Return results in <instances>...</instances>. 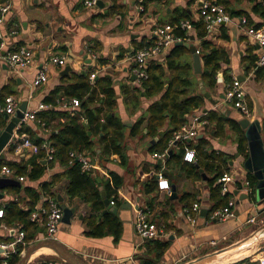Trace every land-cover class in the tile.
<instances>
[{
    "label": "crops",
    "instance_id": "1",
    "mask_svg": "<svg viewBox=\"0 0 264 264\" xmlns=\"http://www.w3.org/2000/svg\"><path fill=\"white\" fill-rule=\"evenodd\" d=\"M204 2L217 5L227 2L231 11L242 12L244 15L230 16L229 23L206 34L205 40L216 48L223 49L228 58V64H221L213 88L201 79L204 71L201 39L197 37L195 29L188 33L186 41L181 42L183 45L176 46L178 42L173 43L148 63L147 70L152 64L158 65L167 77L168 55L173 48L183 47L185 51L179 63H187L190 66L188 78L191 82V92L204 98L203 107L187 113L181 126L190 127L195 118H198L199 122H205V125L196 129L197 135L193 138L174 141L171 144L169 141L166 150L171 151L172 154L161 166L156 167L157 158L154 155H160L156 147L157 142L159 137L170 129L168 121L159 130L161 134L159 135L158 132L155 137L146 135V122L142 123L137 135L131 136L130 130L141 118L148 117L149 106L159 101L164 91L150 98L141 94L135 99L133 95L124 96L121 88L123 86L129 89L140 88L136 80H131L134 52L142 48L140 47L142 45L155 43L156 28L163 24H171L180 11L187 12L192 22L199 21L201 16L198 4H194L193 0H106L104 3L107 5L104 8L96 6L87 10L83 8V0H0V8L4 4L9 6L0 23V55L6 56L20 48L28 49L33 55V62L26 69H11L3 61L0 62V104H3L5 97L12 96L17 101L18 107L26 102L27 111L41 104L47 105L44 103L45 99L59 85L68 84L65 78L73 72L91 71L90 76H93L91 84L103 77L110 79L117 95L116 113L125 127L123 160L121 161L118 155H112L108 159L103 158L99 149L95 157L86 153L91 161V168L87 172L91 179L97 182L105 181L111 172L122 178L113 205L118 209L116 216L121 223L119 239L115 240L113 235L108 233L99 238L87 236L83 219L91 214L90 205L80 198H68L66 187L69 182L66 178H61L50 189V195L60 205L64 204L67 208L75 210L70 224L61 222L59 225L56 242L87 264H179L186 259L207 254L229 239H243L264 224V217L259 216L257 217L259 221L256 220L255 215H258L259 211L254 209L245 198L250 187L249 180L254 178L253 174L243 167L244 161L249 156L247 141V158H245L239 153L235 135L229 127H225L222 134H215V125L208 122L207 116L211 111L217 110L202 94L204 88L205 93L209 94L212 100L218 101L222 108L227 109L229 118L234 122L243 118L249 122H258L261 127V139L264 140V66L257 65L259 48L246 34L248 27L264 28V17L253 11L255 4H262L263 0L252 2L204 0ZM241 17L246 19V24L242 25L239 22ZM191 47L199 50V54L195 53L199 57V73L194 69L195 54L191 52ZM52 56L64 58L65 65L63 67L48 65L47 61ZM68 65L71 71L68 75L62 76L61 72ZM43 67H46L48 80L39 87H33L32 82ZM224 72H228L229 80H225ZM235 78L243 86L245 100L250 110L248 117L224 103V98L221 99V96L225 97L227 89ZM73 99L75 98L69 99L62 94L58 95L55 110L68 111L74 115L79 106L74 111L67 108ZM47 106L48 108L43 111L52 108L51 105ZM16 110L12 114L0 111L1 130L15 116ZM5 115L8 116V120H5ZM48 121V126L38 118L21 124L19 121L13 129L11 139L0 151V156H3L0 157V167L6 165L10 169L8 163L23 165L36 155L21 148L22 137H27L33 143L34 140H40L39 145L50 146V136L56 132L58 123H62L63 120L55 118ZM185 149L194 152V163L183 162ZM39 153H43L40 165L44 168V175L41 180L31 182L23 176L25 180L19 182L20 176L12 169H10L11 176L0 178L18 184L0 189V195L3 196L0 199V209L10 202H17L18 208L26 211L30 204L29 198L24 193L20 196L14 195L10 189L18 187L22 190L28 186L40 191L43 182L48 183L55 175L64 173L65 167L59 161L55 159L47 161L45 152ZM217 156H221L220 160L225 159V164L216 162L214 157ZM208 164L219 165L233 178L229 194L220 195L227 201L234 200L233 216L222 221L211 218L214 211L225 206L213 209L219 197L214 193V188L217 186V181H213L216 172L207 168ZM157 173H161L168 181V191L157 190ZM245 184L247 187L244 186ZM50 195L44 196L40 193V199L31 212V215L36 214V219L32 220L30 216V221L37 227V233L32 242L28 244L24 242V250L45 238L47 201L51 198ZM195 203L199 204L200 211L208 210V214L206 221L199 218L198 214L196 223L190 224L186 219L185 210ZM140 210L148 212L149 220L163 228L164 237L144 240L137 236L133 221ZM252 218H255L253 226L246 228L248 225L246 222ZM21 227L19 223L7 225L0 221V244L8 245L19 239L21 233L25 235ZM153 241L169 243L166 251L159 257L156 254L158 252L154 250ZM211 242H215V245H211ZM262 246L264 247V243ZM51 251L50 249L38 251L34 256L45 252L49 254L36 256L37 258L32 262L30 259L28 264H66ZM11 253L12 249H0V264H7V258Z\"/></svg>",
    "mask_w": 264,
    "mask_h": 264
},
{
    "label": "trees",
    "instance_id": "2",
    "mask_svg": "<svg viewBox=\"0 0 264 264\" xmlns=\"http://www.w3.org/2000/svg\"><path fill=\"white\" fill-rule=\"evenodd\" d=\"M252 1L254 0H250V2ZM227 4V2H223L219 5L225 8L229 16L244 15L242 12L231 11ZM253 11L264 17V0L262 4L256 3ZM186 20L191 21L190 15L187 12L180 11L170 25L174 26ZM191 24L197 32V37L201 39L200 45L204 65L201 79L205 84L213 88L215 76L220 70L221 64H228L227 54L223 49L216 48L205 40L207 32L202 18L197 22L191 21ZM175 34L178 37H184L185 33L176 30ZM223 37L226 38V36ZM143 46H147V44L140 47ZM184 51L183 47H175L171 50L166 62L169 72L167 77H165L160 66L152 64L147 70V80L138 82L140 88L129 89L124 86L121 88L124 96L133 95L135 99L141 94L146 98H150L164 91L159 101L149 106L147 110L148 117L146 119L141 118L130 130V135L135 136L140 132L142 123L146 122V135L155 137L158 135L159 130L164 127L166 121H168L170 129L159 137L156 146L160 154L167 149L174 133L184 123V116L194 109L203 107L204 104V98L201 95H195L191 92V82L188 78L190 66L187 63H179ZM90 74L91 71L71 73L70 76L65 78L68 84L59 85L45 99L44 103L51 105L52 108L37 114V118L45 122L46 126H48L49 119L60 118L63 120L62 123H58L56 132L50 136L49 142L54 149L55 161H59L65 167L64 173L55 175L48 183L43 182L40 185V191L28 186L22 190L18 187H12L10 190L14 195L20 196L21 193H24L29 198L30 204L26 211L19 209L17 202H10L6 206L1 207L4 216L0 221L7 225L19 223L22 226L21 231L25 234L23 242L27 244L35 239L37 233V227L30 221V216L35 204L40 199V193L44 196L50 195V189L61 178H66L69 182L66 187V194L69 199L80 198L90 205L91 214L83 219L87 229V236L99 238L108 233L113 235L115 240L120 237L121 223L116 215L103 213L105 205L101 193L104 192L106 198L109 201H114L115 204L119 187L122 184V178L111 172L105 181L97 182L91 179L87 172L81 171L80 164L77 161H73L70 165L68 164L70 152H87L90 156L95 157L97 156V149L100 150V155L103 158L108 159L112 155H118L120 160H123L122 146L125 127L116 113L117 95L111 86L110 79L103 77L91 84L89 80ZM224 76L225 80H229L228 72H224ZM60 94L69 99L75 98L78 100L79 109L74 115H71L68 111L55 110L56 99H58ZM0 106H4V100ZM207 120L215 125L216 135L222 134L223 129L229 127L235 135L239 153L247 158L246 139L243 130L240 129L237 122L222 115L219 111H211L207 116ZM21 132L22 130H20ZM39 142L40 140H34L36 145H39ZM42 158L43 153H39L30 158L26 164L8 163L7 165L15 171L16 175L25 176L31 182L39 181L44 175V168L40 165ZM214 159L216 162L225 164V159L220 160L221 156L214 157ZM207 168H210L212 172H216V176L213 179L214 182L224 173H227L216 164H208ZM254 185L255 179L253 178L249 180V186L252 188ZM214 193L216 197H219V201L213 209L218 206H226L227 200L225 197H220L219 185L214 188ZM168 245V242L153 241V247L158 252L156 253L158 257L166 251ZM22 250L23 246L18 244L16 252L9 255L6 263L17 264L21 259ZM242 262H248V259L237 264Z\"/></svg>",
    "mask_w": 264,
    "mask_h": 264
},
{
    "label": "built area",
    "instance_id": "3",
    "mask_svg": "<svg viewBox=\"0 0 264 264\" xmlns=\"http://www.w3.org/2000/svg\"><path fill=\"white\" fill-rule=\"evenodd\" d=\"M106 1V0H83V7L91 9L97 6V2ZM202 3L199 8L200 16L205 23V29L207 33H211L215 28L220 27L223 24L229 23L231 21V17L226 13L225 8L222 5L217 4H208L205 3L204 0H193L194 4ZM9 6L2 5L0 8V23H2L4 15L8 12ZM143 11L142 8H140ZM239 22L244 25L246 24V19L241 17ZM193 29L192 24L189 21H181L176 25L163 24L156 28L154 34L156 36L155 43L144 46L133 54V68L132 75L135 76L136 81H145L148 78L147 68L148 63L151 60H154L163 52L166 48L172 45L175 42H183L188 39V33ZM179 30L184 32V37H178L175 34V31ZM246 34L250 38V40L256 44L259 48V54L257 59L258 66H264V28H254L248 27L246 29ZM196 54H199V50H196ZM3 61L4 64L11 69H26L33 62L32 53L26 48H20L19 50L8 53L6 56L0 55V62ZM48 65H54L63 67L65 65V59L59 58L56 56H52L47 61ZM1 65V64H0ZM48 80V75L46 72V67L41 69L32 82L33 87H39L42 84H45ZM89 80H93V76L89 77ZM224 103L231 105L234 109L241 112L244 116L248 117L250 110L248 104L245 100V92L241 82L238 79H234L227 89L224 97ZM67 106V105H66ZM79 106V102L76 99L71 100L68 104L67 108H70L71 111H74L75 108ZM18 108L17 101L12 96H7L4 99L3 108L0 106V111H4L6 114H12L15 109ZM47 105H39L37 108L29 111H25L23 114V118L20 120L21 123H26L28 121H34L37 119L36 115L38 112L47 109ZM205 125V122H199L198 118L193 120V124L189 126H181L173 135L172 141H186L190 138H193L197 135L196 129ZM23 142L21 144V148L25 150H29L35 154H38L41 151L45 152L46 160L52 161L54 160V150L50 148L47 144L36 145L31 142L27 137H22ZM168 151H164L160 155H154L155 158H166ZM69 164L73 161H77L80 164V168L82 172H88L91 168V161L86 152L69 153ZM183 162L192 164L195 161L194 152L188 149H185L183 157ZM12 170H10L6 165L0 167V178L5 176H11ZM24 177L20 176L18 178L19 182L24 181ZM233 178L230 174L224 173L217 179V185L220 188V195L226 196L230 192V184L232 183ZM156 185L157 190L159 191H168L169 183L164 178L161 173L156 174ZM247 185V184H246ZM48 210L46 212V232L45 238L42 240H49L56 242L57 232L59 225L61 224L62 218V210L60 204L50 198L47 201ZM110 206L114 205V202H109ZM234 206V200L228 199L226 206L223 209L216 210L212 213L211 218L215 220H225L228 217L233 216L232 208ZM200 212L199 204L195 203L190 208L185 210L186 219L190 224H195L197 216ZM149 214L146 211H138L137 215L133 221L134 231L141 239L144 240H156L165 236V232L163 228L157 226L154 222L149 220ZM3 218V210L0 209V219ZM32 220L36 219V214L31 215ZM254 219L252 218L246 222V224L254 223ZM24 235L21 233L19 235V239L15 242L10 243L8 245L0 244V249H12V253L16 252V247L18 244L24 246L23 242ZM211 245H215V242H211ZM24 249L21 251L23 253ZM20 254V255H21ZM248 262L250 264H264V247L260 246L257 248L255 252L248 256Z\"/></svg>",
    "mask_w": 264,
    "mask_h": 264
},
{
    "label": "water",
    "instance_id": "4",
    "mask_svg": "<svg viewBox=\"0 0 264 264\" xmlns=\"http://www.w3.org/2000/svg\"><path fill=\"white\" fill-rule=\"evenodd\" d=\"M106 5L107 4L103 1L97 2V7L101 9L104 8ZM201 5V2L198 3L199 7ZM175 45L181 46L183 45V43L178 42ZM184 46L188 47L187 44H184ZM190 50L192 53L195 54V48L191 47ZM194 69L196 70V73L200 72L199 57L196 54L194 55ZM70 71L71 68L68 65L63 69L61 75H68ZM131 80L135 81V76H133ZM202 94L217 111H219L222 115L229 117L227 109L222 108L218 104V101L212 100L209 94L205 93L204 88H202ZM223 98L224 96H221V99ZM26 109L27 103L24 102L17 108L15 116L9 120L8 124L2 130L0 129V151L4 148L5 145H7V143L11 139L13 129L17 124H19V121L23 118V114L25 113ZM4 118L5 120H8L7 115H5ZM237 122L240 128L244 131V136L247 141L249 154L248 158L243 163V167L248 172L252 173L254 178L256 179V184L252 188L249 187L247 192L248 194L245 196V198L248 199L250 205L254 209H257L259 211V214H262L264 213V140L261 139V127L258 122H249L245 118ZM160 134L161 132H159V135ZM171 154L172 152L168 151L167 157L165 159L157 158V166H161L164 161H167ZM0 157L2 158L3 156L1 155ZM14 184L16 186L18 185L16 182L10 180H0V189ZM244 186L247 187L246 184ZM2 197L3 196L0 195V199H2ZM102 198L103 203L105 205V210L103 213H112L114 215H117L118 209L116 207L110 206V201L105 197L104 193H102ZM61 201L62 200L60 199L59 202ZM60 207L62 210L61 222L67 225L70 224V220L75 210L67 208L64 204H61ZM207 214L208 210L201 209V211L199 212V218H202L203 221H206ZM263 241L264 224L241 240L233 242L225 247L215 249L210 253L204 254L183 264H237L247 259L248 255H244L236 260H232L229 262H225L224 260L229 256H233L241 251L248 249L252 245H257ZM41 248H48L52 250L53 254L60 258L66 264H87L59 243L49 240H39L34 244L28 246L21 254V259L17 264H28L32 256Z\"/></svg>",
    "mask_w": 264,
    "mask_h": 264
},
{
    "label": "rangeland",
    "instance_id": "5",
    "mask_svg": "<svg viewBox=\"0 0 264 264\" xmlns=\"http://www.w3.org/2000/svg\"><path fill=\"white\" fill-rule=\"evenodd\" d=\"M84 8V7H83ZM85 9H87L88 10V8H85ZM171 165V164H170ZM264 217V213H262V214H258V215H255V218H256V220H258L257 219V217ZM259 221V220H258ZM253 226V224H248L247 226H246V228H249V227H252ZM262 226V225H261ZM256 230V229H255ZM255 230H253V231H255ZM252 231V232H253ZM251 232V233H252ZM241 240V239H240ZM236 241H238V240H231V239H229L227 242H225V243H223V244H221V246L219 247V248H222V247H225V246H227V245H229V244H231V243H233V242H236ZM264 243V241L263 242H261V243H259V244H257V245H252L251 247H249L248 249H246V250H244V251H241V252H239V253H241L240 254V256H238V257H234L233 258V256H229V257H227L224 261L225 262H229V260L230 261H232V260H236V259H238V258H240V257H242V256H244V255H250V254H252L254 251H255V249H256V247L258 246V247H260V246H262V244ZM218 249V248H217ZM215 250V249H214ZM213 250H211V251H209L208 253H210V252H212ZM52 252V251H51ZM43 254H49V253H43ZM43 254H39V255H33L32 256V258H31V262H32V260H34L35 258H37V257H41V256H43ZM52 254H53V252H52ZM238 254V253H237ZM54 255V254H53ZM204 255V254H203ZM37 256V257H36ZM54 256H56V255H54ZM202 256V255H201ZM198 257H200V256H198ZM197 258V257H196ZM248 258V257H247ZM192 259H195V258H191V259H186V260H184L183 262H180L179 264H183V263H185V262H187V261H190V260H192Z\"/></svg>",
    "mask_w": 264,
    "mask_h": 264
},
{
    "label": "bare ground",
    "instance_id": "6",
    "mask_svg": "<svg viewBox=\"0 0 264 264\" xmlns=\"http://www.w3.org/2000/svg\"><path fill=\"white\" fill-rule=\"evenodd\" d=\"M44 249H48V248H41L40 250H44ZM40 250H38V251H40ZM38 251H37V252H38ZM37 252H36V253H37ZM36 253H35V254H36ZM240 254H241V253H238V254L233 255V258H234V257H238V256H240ZM229 261H230V260H229Z\"/></svg>",
    "mask_w": 264,
    "mask_h": 264
}]
</instances>
